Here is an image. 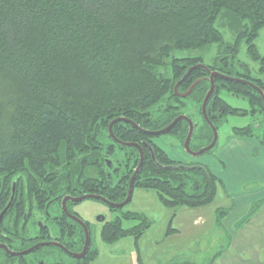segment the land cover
Wrapping results in <instances>:
<instances>
[{
    "label": "trees",
    "instance_id": "1",
    "mask_svg": "<svg viewBox=\"0 0 264 264\" xmlns=\"http://www.w3.org/2000/svg\"><path fill=\"white\" fill-rule=\"evenodd\" d=\"M219 15L234 29L236 38L225 47L221 63L215 61L206 68L237 76L233 59L244 41L250 58L259 65L258 72L264 74V55L254 44L264 27V0H0V195L15 182L19 192L28 195L29 206L42 211L52 196L94 194L119 203L127 195L140 155L138 148L119 145L115 138L141 145L142 162L133 188L154 190L160 204L173 210L212 203L220 179L210 168L169 157L153 141L161 134L146 131L160 130L181 114L188 98L175 95L176 83L180 81L177 91L181 92L206 75L205 68L194 67L202 64L200 56L176 57L174 53L222 43L214 26ZM260 81L256 85L264 90V80ZM224 82L216 78V88L247 95L253 111L264 114L258 94ZM207 89L208 82L202 78L189 97L199 115ZM157 103L159 107L152 110ZM226 104L217 95L208 100L206 114L216 128L230 114L244 115ZM213 106H219V111ZM119 117L138 128L118 121L110 135L108 125ZM192 121L195 128L189 147L198 150L211 140V130L201 116L198 122ZM187 133V123L181 120L165 134L175 136L182 145ZM232 134L252 137L249 127H234ZM93 154L99 157L89 163L87 157ZM262 200L251 204L239 225ZM5 202L2 199L1 204ZM108 207L111 211L122 208ZM228 211V207L217 209V221ZM59 217L62 232L67 231L64 223L76 225L63 214ZM122 220L138 223L123 227ZM101 222L100 238L108 244L126 236L137 240L149 226L142 213L130 211ZM170 231L174 229L169 227ZM74 236L81 247L84 234L79 227ZM89 236L88 253L80 264H88L97 255L90 231Z\"/></svg>",
    "mask_w": 264,
    "mask_h": 264
},
{
    "label": "rangeland",
    "instance_id": "2",
    "mask_svg": "<svg viewBox=\"0 0 264 264\" xmlns=\"http://www.w3.org/2000/svg\"><path fill=\"white\" fill-rule=\"evenodd\" d=\"M214 26L222 35V43L211 44L203 50L177 51L174 56H200L204 66H211L215 61L219 65L221 63L219 59L226 55L227 49L225 47L234 44L236 35L234 29L222 15L217 17ZM254 44L259 54L264 55V27L259 30ZM230 54L227 56H230ZM233 63H236L237 71H245L244 69L247 68L250 76L264 80V74L258 72L259 65L250 58L244 41L238 45ZM220 96L233 107L248 109L246 100L241 96L238 97L233 92L222 90ZM159 105L160 103L154 104L151 107L152 110H156ZM195 107L196 104L193 101L187 100V107L181 110V114L189 115L194 122H198L200 116ZM247 125L253 128L252 137L241 138L240 146L233 148V142L236 140V136L232 134L233 128H241ZM263 128L262 116L228 115L216 130V145L208 153H202L197 157L190 155L179 140L171 134H161L153 138V141L173 159H188L207 165L220 179L215 195V203L219 204L224 199L230 198L228 196H232L230 194L232 187H235L233 188L235 191L240 190L245 193L264 189ZM231 155H241L239 166H242V170L244 169L242 175L234 171L237 170V165L227 160V156ZM119 156L118 154V158ZM97 157H99L97 154L95 156L94 154L89 155L87 161L90 163ZM244 165L245 168H243ZM71 170H73L72 167ZM231 172L240 175L239 178L245 176L247 178L243 181L240 179L231 180L227 177ZM71 175L75 176L76 174L72 171ZM180 208L173 210L164 207L160 204L158 195L154 190L142 188H133L130 202L117 211H111L108 205L99 199L86 198L76 202L73 210L84 223L89 225L91 244L97 250L96 257L88 264H163L167 261L176 262L179 260L191 261L194 264L203 263L206 257L203 250L209 249L212 244L211 234L205 236V241L200 239L198 242L195 238H192V233H195L198 226L192 225L190 221L182 225ZM122 211L142 213L147 218L149 226L137 240H134L131 236H126L113 244L103 242L100 238L102 225L99 220L100 217L104 218L105 221H112ZM136 223H138L137 220H122L123 227ZM167 227L176 230V233L165 239L163 236ZM56 229V226L52 227V230L55 231ZM217 242V245L213 248H217L222 243L221 237ZM173 251L177 253L176 256L173 255L174 257L171 255Z\"/></svg>",
    "mask_w": 264,
    "mask_h": 264
},
{
    "label": "flooded vegetation",
    "instance_id": "3",
    "mask_svg": "<svg viewBox=\"0 0 264 264\" xmlns=\"http://www.w3.org/2000/svg\"><path fill=\"white\" fill-rule=\"evenodd\" d=\"M244 70L245 71H238L237 76H234V75L228 76V75L219 73L223 76L228 77L229 79L220 78L218 76L214 77L213 90L209 98L207 99V102L204 107L206 118H204L202 114V103L211 85V82L209 80V75L211 72H215V71H210V70L203 71L204 73H206V75H201L200 79L203 78L207 80L208 89L206 93L204 94L203 99L199 103V108H200L199 116H201L203 121H205V123L208 125L209 129L211 130V140L205 146L199 148L198 150L208 146L211 143L213 139V129L212 128L214 127L216 130L218 128V127L216 128L207 117L206 109H207L208 100L210 99L212 95H217L218 97H221L220 92L222 90H225L227 92H232V91H229L228 88H225L224 86H222V88L220 89H217L216 83H215L216 78H220L221 80L225 82L228 81V82L236 83L240 85V87L245 88L244 91L246 93L258 94L261 97L263 109H264V90L260 88L258 85H256L257 81L259 82H262V81H260L259 78L250 76L249 70L247 68H245ZM200 79H194L193 82L189 85V87L186 90H183L181 92L177 91V96H179L178 94L180 95L184 94V96L182 97L179 96V97L183 99L188 98V100H190L189 97L192 92V89ZM235 94L238 97L241 96L244 100H246L248 104V109L238 108L240 110V114L243 113L244 114L243 116H247V115L262 116L263 123H264V114L259 111L257 112L253 111V109L251 108L248 96L245 94H239V93H235ZM226 106L229 107L231 105L227 103ZM186 107H187V101H186V106L184 108ZM231 107L237 108L233 106ZM213 109L214 111L215 110L219 111V106L216 109H215V106H213ZM180 115H183V114H180ZM184 116H187L189 118V115H184ZM175 118H173V120ZM189 119L192 121L191 118ZM185 122L187 123V121ZM187 126H188V123H187ZM246 127H249L252 133L253 128L250 127V125H247L241 128H246ZM194 128H195V125L193 123V131H194ZM240 138H243V137H240ZM263 138H264V128H263ZM113 141L120 145L118 141L114 139ZM142 144L145 145V143H142ZM138 145L140 146V149L142 150L141 145L140 144ZM215 145L216 143L214 144V146ZM198 150L190 149L191 152H197ZM210 150L206 151V153H208ZM139 159H140V156H139ZM13 184H14V192H13ZM19 190L21 191V188L20 187L16 188L15 182H12L10 183L9 186H6V190L4 194L0 195V215L3 212V210L6 208L7 204L9 203L13 195L10 207L0 217V229H1L0 230V264H80L82 263L87 256L88 249L90 246V241H89L88 249L84 253V256L79 257V258L73 256L76 254H81V252L83 251V247H84V241L81 247H77L74 232L76 229L78 230V227L83 231V234H84V230L82 226L74 219V217H77L81 220L79 215L73 210V206L76 203L70 200H66L64 204H62V200L65 197L73 198V197H78V196H72V195H64L61 197L52 196L50 197V199L47 200L45 211H42L36 205L30 207L29 206L30 199L28 198V195L21 194ZM2 196L3 198H1ZM2 199H6L5 204H1ZM14 205L15 207H13ZM62 214L65 215L70 221H73V223L76 224L74 225L72 223H64L67 226L66 228L67 231L65 232H62L60 230V227H62L61 226L62 220H61V217L59 216ZM85 225L87 227V230L90 231L89 225L87 223H85ZM53 226L57 227L56 229L57 231L52 230ZM24 251H26V253H24Z\"/></svg>",
    "mask_w": 264,
    "mask_h": 264
},
{
    "label": "crops",
    "instance_id": "4",
    "mask_svg": "<svg viewBox=\"0 0 264 264\" xmlns=\"http://www.w3.org/2000/svg\"><path fill=\"white\" fill-rule=\"evenodd\" d=\"M240 144L241 138L236 137L232 147L237 148ZM240 158L241 155L227 156V160L237 165V170L234 171L242 175L244 169L242 170V166H239ZM243 168H245V165ZM240 175L231 172L227 177L231 180L240 179L242 181L247 178L246 176L239 178ZM233 188L235 187H232L231 193L229 192L232 196H228L230 198L224 199L219 204H216L214 199L212 203L205 206L179 209L180 214H182L180 216L182 225L190 221L192 225L198 226L195 233H192V238H195L198 242L200 239L205 241V236L211 234L212 244L209 249L203 250L206 257L204 256L203 263L200 262V264H264V189L245 193L240 190L235 191ZM260 199L263 200L256 212L246 222L239 225L251 204ZM226 204H229L225 206L229 208V211L218 222L216 210ZM168 229L169 227H167L163 236L165 239L176 233V230L168 233ZM220 237L222 243L217 248H213L217 245V240ZM171 255L176 256L177 253L173 251ZM163 264L194 263L187 260H179L176 262L167 261Z\"/></svg>",
    "mask_w": 264,
    "mask_h": 264
},
{
    "label": "water",
    "instance_id": "5",
    "mask_svg": "<svg viewBox=\"0 0 264 264\" xmlns=\"http://www.w3.org/2000/svg\"><path fill=\"white\" fill-rule=\"evenodd\" d=\"M196 66H200V67H203V68H205L206 69V71H208V68H206V66H204V65H202V64H197V65H195V67ZM193 67H190L189 69H188V71L186 72V74L185 75H187L189 72H190V70L192 69ZM184 75V76H185ZM184 76L182 77V78H184ZM220 77V78H226V79H229L228 77H226V76H223V75H221V74H219L218 72H211L210 73V75H209V80H210V82H211V85H210V88H209V90H208V92L206 93V95H205V97H204V100H203V103H202V114H203V116H204V118H206V116H205V110H204V107H205V104H206V102H207V99L209 98V96H210V94H211V92H212V90H213V79H214V77ZM181 78V79H182ZM180 79V80H181ZM180 82V81H179ZM179 82L174 86V88H173V90H174V93L177 95V85L179 84ZM179 96H184V94L183 95H180V94H178ZM181 120H185V121H187V123H188V133H187V136H186V138H185V140H184V143H183V147H184V149L190 154V155H192V156H194V157H197V156H199V155H201L202 153H204V152H206V151H208V150H210L213 146H214V144L216 143V140H217V131H216V129L213 127L212 129H213V139H212V141H211V143L208 145V146H206V147H204V148H202V149H200V150H198L197 152H191L190 151V149H189V142H190V139H191V135H192V133H193V123H192V121L187 117V116H184V115H179V116H177L170 124H168L167 126H165L164 128H162V129H160V130H157V131H146V133H148V134H151V135H160V134H164L165 132H167V131H169L178 121H181ZM118 121H125V122H127V123H130L131 125H133L134 127H136V128H138V126L135 124V123H133L132 121H130V120H128V119H124V118H121V117H119V118H116L115 120H113L109 125H108V131H109V134L110 135H112L111 134V126H112V124L113 123H115V122H118ZM112 138H113V136H111ZM114 140H115V138H113ZM117 141V140H116ZM120 144H123V145H127V146H134V147H136V148H138V150H139V154H140V159H139V163H138V166L136 167V169L134 170V172H133V174L131 175V177H130V180H129V183H128V189H127V195H126V197H125V199L123 200V201H121V202H119V203H112V202H109L107 199H105V198H103L102 196H99V195H94V194H84V195H81V196H78V197H65L63 200H62V204H64V202L66 201V200H70V201H72V202H80V201H82V200H84V199H86V198H94V199H99V200H101V201H103L104 203H106L108 206H111V207H117V208H120V207H123V206H125L127 203H129V201H130V199H131V195H132V191H133V181H134V176H135V174H136V172L139 170V167H140V165H141V162H142V152H141V149H140V146L138 145V144H136V143H125V142H119ZM13 192H14V184H13ZM12 198H13V195H12V197H11V200L9 201V203L7 204V206H6V208L3 210V212L1 213V215L10 207V205H11V202H12ZM1 215H0V217H1ZM74 217V216H73ZM74 219L82 226V228H83V230H84V247H83V251L81 252V254H76V255H73L74 257H77V258H79V257H82V256H84V253L87 251V249H88V246H89V233H88V230H87V227H86V225H85V223L82 221V220H80L79 218H77V217H74ZM99 220H104V218H102V217H100V219ZM24 253H26V251H24Z\"/></svg>",
    "mask_w": 264,
    "mask_h": 264
},
{
    "label": "bare ground",
    "instance_id": "6",
    "mask_svg": "<svg viewBox=\"0 0 264 264\" xmlns=\"http://www.w3.org/2000/svg\"><path fill=\"white\" fill-rule=\"evenodd\" d=\"M259 114V113H258ZM184 122V121H183ZM124 168V167H123ZM190 192V191H189ZM91 199V198H90ZM102 202V201H101ZM1 230V229H0Z\"/></svg>",
    "mask_w": 264,
    "mask_h": 264
}]
</instances>
